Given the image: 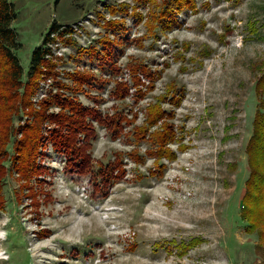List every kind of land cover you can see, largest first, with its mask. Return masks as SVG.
Returning a JSON list of instances; mask_svg holds the SVG:
<instances>
[{"label":"rangeland","instance_id":"obj_1","mask_svg":"<svg viewBox=\"0 0 264 264\" xmlns=\"http://www.w3.org/2000/svg\"><path fill=\"white\" fill-rule=\"evenodd\" d=\"M162 1L10 0L21 43L16 54L25 73L32 50L51 25L72 29L50 35L48 57L57 75L39 78L30 97L34 107L56 89L55 80L72 85L70 74L79 71L96 80L82 84L84 92L66 94L102 115L122 109L137 116L115 140L96 125L94 170L97 160L106 163L117 151L123 152L126 169L124 177L96 193L91 175L66 171L64 157L50 144L36 157L47 172L31 178L34 198L19 186L16 174L5 177L0 264H264L258 232L247 230L240 206L250 173L247 143L258 107L255 84L264 73V0H195V10L178 11L166 29L151 21ZM135 64L156 76L137 74L142 90L153 85L141 97L133 85ZM117 83L128 86L123 99L112 94ZM169 84L182 95L180 103L169 98ZM163 95L162 108L173 113L165 120L175 131L168 147L176 158L163 157L166 167L158 175L149 172L155 144L146 136L136 145L131 131L145 125L146 105ZM26 118L19 105L10 154ZM179 141L188 148L177 150ZM133 148L145 162L129 158ZM5 166L10 167L9 160ZM193 237L200 243L180 254L181 245Z\"/></svg>","mask_w":264,"mask_h":264},{"label":"trees","instance_id":"obj_2","mask_svg":"<svg viewBox=\"0 0 264 264\" xmlns=\"http://www.w3.org/2000/svg\"><path fill=\"white\" fill-rule=\"evenodd\" d=\"M145 1L155 2V0ZM162 4V9L151 16V21L157 19L163 29L170 28L175 23V14L178 11L188 8L195 10L196 8L195 0H163ZM114 9L115 7H112V12ZM15 18L12 2L0 0V210L5 205L3 184L5 177L9 174H16L17 179L22 181L19 186L24 189L28 188L26 192L34 198L29 182L32 177L47 172V168L40 166L36 161L40 150L47 144L62 154L66 171L79 175H91L94 180L93 192H98L101 186L117 182L126 174L123 152H115L114 158L107 160L106 163L97 160L96 169L93 168L91 148L97 138L96 125L103 127L110 139L115 140L123 134L124 125L132 123L137 114L132 113V117H129L122 109H119L113 114L102 115L96 107L86 106L75 96L66 94V91L84 92L82 84H90L91 81L96 80L92 74L79 71L70 74L73 80L72 85L55 80L56 89L53 92L49 91L50 94L39 101L38 108L34 107L30 97L39 78H43L44 73L54 74V78L57 75L52 71L55 65L48 57L51 54V47L48 46L52 40L50 35L53 33L63 36L71 33L72 29L65 27L59 30V24L51 25L41 45L32 50L28 70L25 73L16 54V49L21 43L12 26ZM115 22V20H109L108 25H115ZM149 28H154L153 23L149 24ZM188 46L184 43L182 48L187 49ZM104 55L110 56L107 49H104ZM131 72L133 85L139 97L145 91L152 90V82L145 84V90L139 87L144 84L137 75L140 72L151 80L156 77L147 66L135 64L131 67ZM167 91L169 98L173 99L176 104L181 102L182 95L176 91L174 86L169 84ZM112 94L117 99H123L129 94L127 84L117 83ZM255 94L258 107L253 120V133L247 143L250 173L245 183V191L240 198V206L241 216L247 222V230L258 232L260 241L257 247L264 252V73L255 84ZM165 98V95L159 96L155 102L148 103L145 107V125H135L131 131L136 145L146 136L155 144L156 156L152 163L153 169L149 172H157L158 175H161L166 167L161 161L163 157L167 160L176 158V152L168 147L176 136L173 125L165 120L173 115L171 110L162 108V100ZM19 105L27 118L18 125L17 131L20 135L14 138L10 154L7 148L13 130H15L12 120L13 116L19 112ZM52 107L58 110L51 111ZM158 122H160L159 128L148 132L151 126ZM187 148L186 143L178 142L177 150L184 151ZM148 151L151 150L148 149ZM128 156L136 163L145 162V158L136 148L130 150ZM7 160H9L10 167L5 166ZM34 203L37 204V201L34 200ZM41 232H49V230L41 229ZM200 241L198 237L191 238L188 243L181 245L180 254L185 253L189 247L197 245ZM135 246V244L129 245V249L133 250Z\"/></svg>","mask_w":264,"mask_h":264},{"label":"built area","instance_id":"obj_3","mask_svg":"<svg viewBox=\"0 0 264 264\" xmlns=\"http://www.w3.org/2000/svg\"><path fill=\"white\" fill-rule=\"evenodd\" d=\"M53 33H51V35H52ZM50 44H52L51 42H49L48 43V46H50ZM51 47V46H50ZM127 232V231H126ZM129 233V232H128ZM127 237L129 238V241H130V238L132 237V235H130V233L129 234H127Z\"/></svg>","mask_w":264,"mask_h":264}]
</instances>
